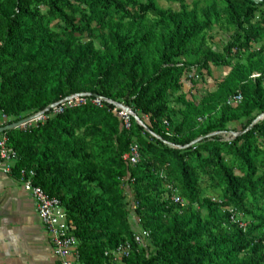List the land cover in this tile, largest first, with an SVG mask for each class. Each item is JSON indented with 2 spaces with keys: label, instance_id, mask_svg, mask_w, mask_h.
<instances>
[{
  "label": "trees",
  "instance_id": "1",
  "mask_svg": "<svg viewBox=\"0 0 264 264\" xmlns=\"http://www.w3.org/2000/svg\"><path fill=\"white\" fill-rule=\"evenodd\" d=\"M166 1L180 7L0 0L1 126L48 116L0 135L18 156L13 175L34 171L62 202L77 264H264V0ZM215 30L230 33L222 50ZM212 67L230 72L189 97L185 84L197 89ZM75 95L87 103L46 111ZM98 96L130 107L152 133L134 118L126 130ZM134 145L141 160L131 165L123 157ZM133 215L152 248L134 245L115 262L107 253L133 242Z\"/></svg>",
  "mask_w": 264,
  "mask_h": 264
},
{
  "label": "built area",
  "instance_id": "2",
  "mask_svg": "<svg viewBox=\"0 0 264 264\" xmlns=\"http://www.w3.org/2000/svg\"><path fill=\"white\" fill-rule=\"evenodd\" d=\"M193 73L194 71H192L191 74L187 76L189 78H192ZM259 77L260 73L255 72L252 76V79L256 80ZM242 101V94L239 93L229 101V104L239 105L242 103ZM92 102L100 108L106 107L107 104L113 105L112 111L122 121L124 128L126 130H130L132 128V119L134 117L131 113L132 109L127 105L123 103H114L99 96L92 99ZM86 103L87 97L85 95H81L79 98H75L73 100H69L63 103L61 102L51 111L53 112V115H56L62 113L64 111V108L66 107H76L84 105ZM38 114L42 115L23 127H26L27 125H31L39 121H44L48 118L45 112H40ZM3 118V124L8 122L6 116H3ZM228 134L229 139H227V141H231L235 138V135L233 133ZM123 159L131 165L138 164L141 160L138 146H132L131 151L126 153ZM17 160V153L13 148L8 145L7 138L1 137L0 173L12 175ZM35 176L36 173L34 171H22L18 177V181L22 185L24 190L31 194L36 204L38 216L53 245L54 254L59 264H77L79 260V243L76 236L74 235V231L76 230L74 221L69 217L67 210L58 198L50 197L41 187L35 185ZM172 198L176 203L184 206L183 200L179 196L174 195ZM232 219L235 221V218ZM150 238L151 236L149 232L137 231L133 235V242L127 241L116 249H113L108 252L107 256L112 257L115 262H122L124 258H127L132 254V252L134 251V245H137L138 247L145 246L150 241Z\"/></svg>",
  "mask_w": 264,
  "mask_h": 264
},
{
  "label": "crops",
  "instance_id": "3",
  "mask_svg": "<svg viewBox=\"0 0 264 264\" xmlns=\"http://www.w3.org/2000/svg\"><path fill=\"white\" fill-rule=\"evenodd\" d=\"M3 121L0 120V126ZM0 264H59L31 194L16 176L2 173Z\"/></svg>",
  "mask_w": 264,
  "mask_h": 264
},
{
  "label": "rangeland",
  "instance_id": "4",
  "mask_svg": "<svg viewBox=\"0 0 264 264\" xmlns=\"http://www.w3.org/2000/svg\"><path fill=\"white\" fill-rule=\"evenodd\" d=\"M194 0H187L189 4H191ZM159 5L162 8H174L178 9L180 7L179 4L169 3L166 0H158ZM214 40L213 47L216 50H222L223 46L229 41L230 33L219 32L215 30L213 32ZM258 48V46H257ZM230 72L229 67H212L211 73L204 71V80L198 82L197 89H192L189 83H186L184 86V92L189 94V97H194L196 100H200L202 96H204L207 92L213 91L216 88L217 83L222 80L226 75ZM0 120H4L3 115L0 114ZM2 136H0L1 138ZM225 140L229 139V134H224ZM133 229L136 231L141 230V226L139 221L135 215L131 218ZM148 242V246H149ZM150 247L152 248L151 244Z\"/></svg>",
  "mask_w": 264,
  "mask_h": 264
},
{
  "label": "water",
  "instance_id": "5",
  "mask_svg": "<svg viewBox=\"0 0 264 264\" xmlns=\"http://www.w3.org/2000/svg\"><path fill=\"white\" fill-rule=\"evenodd\" d=\"M80 96H81V95H75V96L69 97V98L65 99L64 101H62V103H63V102H67V101H69V100H73V99H75V98H79ZM59 104H60V103L48 107L46 111H47V112L51 111L54 107L58 106ZM131 113H132L134 119L137 121L138 124H140L142 127H144V129H145L147 132L152 133V132L150 131V129L146 126V124L141 120V118H140L135 112H133V110H131ZM41 115H42V114L34 115V116H32V117H29V118H26V119H24V120H21V121H19V122H17V123H13V124H10V125H7V126H1V127H0V135L3 134V133H5L6 131L13 130V129H18V128H20V127H23V126H25L26 124H29L30 122L36 120V119H37L38 117H40ZM261 119H264V115H263L262 117L259 118V120H261ZM251 128H252V126H251L249 129H251ZM233 134L235 135V138H236L237 136L241 135V133H240V134H238V133H233Z\"/></svg>",
  "mask_w": 264,
  "mask_h": 264
}]
</instances>
